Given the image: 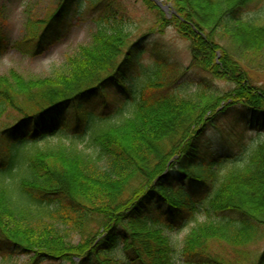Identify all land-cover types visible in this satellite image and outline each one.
<instances>
[{
	"label": "trees",
	"instance_id": "trees-1",
	"mask_svg": "<svg viewBox=\"0 0 264 264\" xmlns=\"http://www.w3.org/2000/svg\"><path fill=\"white\" fill-rule=\"evenodd\" d=\"M56 1L17 45L37 49L85 2L100 4L99 25L46 77L0 76L3 264H264L251 250L264 235V87L220 44L264 58V0H166L170 17L142 0L159 32L189 41L188 68L232 84L222 93L190 88L167 46L133 39L123 0ZM224 126L257 141L224 153L209 137ZM62 130L67 144H38Z\"/></svg>",
	"mask_w": 264,
	"mask_h": 264
},
{
	"label": "rangeland",
	"instance_id": "rangeland-1",
	"mask_svg": "<svg viewBox=\"0 0 264 264\" xmlns=\"http://www.w3.org/2000/svg\"><path fill=\"white\" fill-rule=\"evenodd\" d=\"M153 1L158 6L156 0ZM157 1L168 7L164 10L161 9L169 17L171 13H174L169 2L166 0ZM56 2V0H0V34L7 39L4 50L0 53V76L11 70H16L25 77H46V75L60 68L67 55L75 52L78 46L89 45L91 36L99 25L98 15L101 8L98 4L94 9H91V6L86 2L71 9L66 18L59 22L61 26L57 27L56 31L50 29V35H48L50 38L43 40L37 49H34L36 47L35 42L31 46H26L24 43L17 45L27 32V21L43 17L44 14L54 9ZM123 2L125 5L123 6V9H125L123 20L129 31H131V37L135 40L145 38L149 43H153L155 40L159 41L161 45L167 46L173 52L175 61H178L187 69L191 63L189 41L184 39L171 26H166L163 32H159L156 26L155 13L142 0H123ZM248 14L251 17L256 15L252 9L249 10ZM262 16L264 19L263 13ZM220 44L231 53L232 58L239 61L241 69L246 71L249 80L260 87H264V58L243 53L226 40L220 41ZM146 49L147 53L141 62L145 64L150 63L152 60V53L149 52L150 47L148 44ZM185 72L186 74L182 79L190 84V88L200 80H204L209 85L212 84V88L220 93L233 87L229 81L214 79L204 71L188 68ZM96 102L97 99H92L85 107L88 108ZM70 110L71 114L76 112L73 109ZM66 132L67 130H62L38 144L40 146L67 144L64 135ZM209 137L217 145V148L220 147L224 150V153L225 151L236 153L241 148L247 149V147L255 144L258 135L247 130L246 132H239V129L233 132L232 129L224 126L220 130L209 133ZM85 143H79V148L84 147ZM186 225L181 230L169 233L170 237L173 240L183 239L192 223ZM212 246L216 250L221 247L216 243H212ZM251 250L256 254H260L264 250V235L262 240L251 247ZM14 255L11 262L7 264H26L25 256ZM2 261V255H0V264H3ZM253 263H257L256 258H254Z\"/></svg>",
	"mask_w": 264,
	"mask_h": 264
},
{
	"label": "water",
	"instance_id": "water-1",
	"mask_svg": "<svg viewBox=\"0 0 264 264\" xmlns=\"http://www.w3.org/2000/svg\"><path fill=\"white\" fill-rule=\"evenodd\" d=\"M156 3H157L158 6H159L160 8H162L163 10L168 8V7H166L165 5L163 6V5L161 4L160 1H157V0H156Z\"/></svg>",
	"mask_w": 264,
	"mask_h": 264
}]
</instances>
